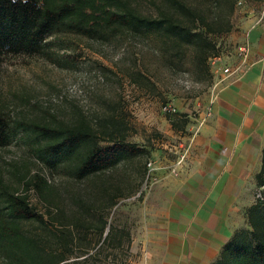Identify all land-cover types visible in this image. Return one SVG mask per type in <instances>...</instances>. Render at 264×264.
I'll list each match as a JSON object with an SVG mask.
<instances>
[{
	"label": "rangeland",
	"instance_id": "rangeland-1",
	"mask_svg": "<svg viewBox=\"0 0 264 264\" xmlns=\"http://www.w3.org/2000/svg\"><path fill=\"white\" fill-rule=\"evenodd\" d=\"M200 1L205 4L203 11L209 21L218 17L215 24L229 27L228 31H208L207 39L216 51L203 65L196 63L193 47L177 60L160 48L157 37L132 33H121L108 41L62 36L71 41L64 43L67 49L59 50L63 57L74 60L69 67H60L41 53L8 56L0 61V88L12 101L13 115L40 119L50 114L67 118L77 110L89 117L116 113L128 125L129 139L148 150L146 157H135L104 173L74 180L61 170L46 169L21 137L0 146V180H12L18 192L26 193L47 220L61 208L64 222L70 215H77L83 223H98L102 216L108 224L124 229L121 246L111 247L110 241L86 264H130L126 232L131 236L148 219L150 207L156 206L152 193L157 185L167 175L176 176L186 161L194 133L190 128L198 123L212 95L214 57L220 56L222 63L231 58L252 25L264 17V3L237 0L232 13L223 7L225 13L220 14L215 0ZM146 4L145 11L152 9L153 13V5ZM175 113L188 119L182 129L170 122L178 121ZM144 164L147 170L141 173ZM25 165L30 176L39 173L56 186L58 208L51 206L48 210L33 189L24 191ZM262 192L263 188L254 187V201ZM114 193L118 196L109 206ZM50 221L59 223L58 219Z\"/></svg>",
	"mask_w": 264,
	"mask_h": 264
},
{
	"label": "trees",
	"instance_id": "trees-1",
	"mask_svg": "<svg viewBox=\"0 0 264 264\" xmlns=\"http://www.w3.org/2000/svg\"><path fill=\"white\" fill-rule=\"evenodd\" d=\"M215 1L220 14L225 13L223 7L232 13L237 3ZM147 2L153 5V13L152 9L145 11ZM204 5L200 0H0V61L41 53L52 63L69 67L74 60L63 57L59 50L67 49L64 43L71 41L62 36L108 41L121 33H132L157 37L160 48L177 60L193 47L196 63L203 65L216 51L207 39L208 31L229 30L223 23L215 24L218 17L209 21ZM11 102L0 88V146L21 137L31 155L48 170H61L74 180H83L148 155L145 147L129 139V127L116 113L89 117L77 110L67 118L50 114L34 119L13 115ZM175 114L178 121L170 122L182 129L188 119L185 114ZM25 166L24 191L33 189L48 210L58 208L56 186L39 173L30 176ZM144 169L145 164L141 173ZM254 180L263 192L245 209L246 226L233 231L210 264H264V147ZM117 196L109 197V206ZM102 218L98 223H83L77 215H70L64 222L60 208L58 214L50 216V220H59L53 223L37 211L26 193L18 192L12 180H0V264H86L110 241L114 248L122 244L124 229Z\"/></svg>",
	"mask_w": 264,
	"mask_h": 264
},
{
	"label": "crops",
	"instance_id": "crops-1",
	"mask_svg": "<svg viewBox=\"0 0 264 264\" xmlns=\"http://www.w3.org/2000/svg\"><path fill=\"white\" fill-rule=\"evenodd\" d=\"M245 40L246 66L213 74L216 87L190 128L186 161L157 185L156 206L129 234L130 264H210L233 231L246 225L264 147V17ZM223 64L236 67V54Z\"/></svg>",
	"mask_w": 264,
	"mask_h": 264
},
{
	"label": "built area",
	"instance_id": "built-area-1",
	"mask_svg": "<svg viewBox=\"0 0 264 264\" xmlns=\"http://www.w3.org/2000/svg\"><path fill=\"white\" fill-rule=\"evenodd\" d=\"M235 54L238 59V65L234 68H232L230 65H224L221 60L222 58L220 56L214 57L213 59V74L222 73L224 75H231L239 70H243L244 67L247 64V60L250 54V45L247 40H244L242 43L237 45L235 49ZM216 87V83L213 84V90ZM152 163L151 161L148 162V166H150Z\"/></svg>",
	"mask_w": 264,
	"mask_h": 264
}]
</instances>
